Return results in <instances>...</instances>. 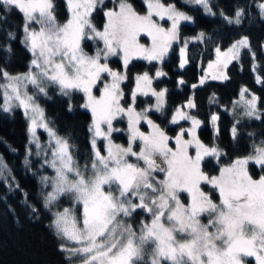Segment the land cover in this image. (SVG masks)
<instances>
[{
    "label": "snow or ice",
    "instance_id": "6c2138e0",
    "mask_svg": "<svg viewBox=\"0 0 264 264\" xmlns=\"http://www.w3.org/2000/svg\"><path fill=\"white\" fill-rule=\"evenodd\" d=\"M191 2L211 11L208 0ZM103 3L104 0H66L69 18L60 23L54 14L53 0H0V10H18L23 15L22 42L33 57L29 71L22 75L12 76L0 69V77L5 81L0 83L4 111L10 109L11 101H18L26 115L33 114L29 127L33 136L39 126L54 141L51 159H46V163L54 169L55 176L42 178L52 185L46 206L61 196L72 198L73 206L55 213L53 220L58 236L75 245L69 248L62 244L61 251L81 258L82 264H249L246 258L253 257L255 264H264V175L255 179L248 170L250 161L264 170V141L254 148L253 154L221 167L219 175L210 178L201 170V161L205 156L219 157L221 153L215 147H206L196 137L195 129L200 122L177 108L171 122L190 119L192 128L188 134L192 139L185 140L182 130L175 137V148L169 147L170 138L146 115L150 109L137 112L131 104L127 108L121 105L124 97L121 83L127 77L110 69L106 62L109 56L118 54L125 68L133 59L162 61L178 40L180 22L191 21L192 17L161 0H145L147 11L143 15L128 0H119L114 8L104 12L106 22L103 30H98L91 17L97 5ZM259 7L264 13V3ZM235 15L234 22L239 24L241 12L237 10ZM153 17L167 18L171 27H162ZM33 24L39 27H32ZM7 35L15 38L12 32ZM142 36L150 38V46L140 43ZM202 37L203 33L198 38ZM85 39L102 41L103 48L97 49L95 55H88L82 47ZM246 47L245 37L226 52L217 48L216 63H210L209 69L221 64L227 67L239 58V50ZM185 62L182 61L181 67ZM32 68L38 71L33 72ZM103 73H107L110 82L101 87ZM162 75L157 70L156 76ZM212 78L219 77L214 74ZM47 83L58 85L64 95L74 91L84 94L82 107L92 115L89 131L93 132L94 158L90 169L87 165L83 169L77 165L69 141L43 122V111L26 91L30 84L47 95ZM151 85L147 73L138 75L131 93L133 103L137 95L151 94L156 98L155 110L162 111L166 90L157 92ZM94 88L99 90L98 96L94 95ZM246 91L241 93L246 115L256 116V97L245 101ZM186 106L194 105L189 102ZM121 115L128 118L127 147L113 144L110 138L113 131H119L113 128V120ZM212 120L216 121L217 117L213 115ZM141 121L149 125L148 134L137 127ZM103 125H107L106 132ZM232 132L235 136V127ZM96 137L108 141L107 155L96 149ZM136 140L140 141L139 152L132 148ZM192 145L196 147L195 157L188 152ZM131 156L142 160L146 167L129 163ZM153 172L164 173L163 180L154 183ZM202 182L219 191V203H214L201 190ZM182 192L190 198L187 205L181 202ZM133 197L139 203H134ZM138 208L152 219L141 221L137 232L121 218L130 217ZM203 215L208 216L207 223L201 222Z\"/></svg>",
    "mask_w": 264,
    "mask_h": 264
},
{
    "label": "trees",
    "instance_id": "16d2710c",
    "mask_svg": "<svg viewBox=\"0 0 264 264\" xmlns=\"http://www.w3.org/2000/svg\"><path fill=\"white\" fill-rule=\"evenodd\" d=\"M261 0H208L211 11H203L200 6L185 0H161L165 5H175L178 11L192 17L182 22L178 29V40L159 63L132 60L127 68H120L117 59L107 61L110 69L120 71L127 78L121 83L124 97L123 107L131 102L134 76L147 73L152 79V89L165 92V105L162 111L149 112L148 118L157 124L168 137L175 134L182 123L170 125L169 120L176 108L187 101L194 106L188 114L198 120L196 137L207 147H216L220 156L216 162L209 158L201 161L200 167L205 175L211 177L218 172L219 166L227 165L232 159L244 157L249 153L250 144L264 139V113L259 119L246 118L234 122L222 108H227L236 97L239 88L247 90L256 97V109L264 110V15H259L256 3ZM119 0H104L92 13V23L99 28L102 12L112 8ZM138 12L144 11L141 0H128ZM54 14L59 22L64 21L66 11L63 0H53ZM237 10L241 12L240 23L226 22ZM0 69L10 75L22 73L27 68L29 54L21 41L22 15L18 10H0ZM12 32L14 39L8 37ZM203 33L202 38L200 34ZM248 39V47L239 50V58L232 60L223 68V79L199 83L201 70L209 63L217 48L226 50L241 38ZM183 67L179 64L178 48L183 41ZM89 51L90 43L83 44ZM7 49H10L8 51ZM157 70L164 75L157 77ZM226 77V78H224ZM259 78V81H258ZM183 81V83H181ZM102 81L99 83L101 84ZM47 95H36L34 100L43 111V118L49 128L60 137L67 139L72 146L70 151L81 169L91 166L92 151L89 140V115L81 108L82 97L78 91L70 95L59 93L55 86L46 87ZM96 92V89L94 90ZM152 104L150 97L135 98V110ZM217 117L216 121L212 116ZM123 130L122 121H113V128ZM235 127L236 135L232 129ZM43 141L42 132L37 133ZM113 144L124 145L123 132L111 133ZM25 121L21 112L12 109L4 112L0 107V264H71L61 251L62 239L51 228L53 214L64 208H71L72 198L61 196L52 205L46 206L43 196L48 192L47 183H39L37 178L50 177L51 171L38 156L25 154ZM101 150V142H97ZM27 156V157H26ZM253 178L264 175L260 167L248 165ZM206 192V187L201 186ZM209 191V190H208ZM181 198V196H180ZM210 198L214 196L210 193ZM184 202V199L181 198ZM147 215L136 210L126 223L136 230Z\"/></svg>",
    "mask_w": 264,
    "mask_h": 264
},
{
    "label": "rangeland",
    "instance_id": "374dc122",
    "mask_svg": "<svg viewBox=\"0 0 264 264\" xmlns=\"http://www.w3.org/2000/svg\"><path fill=\"white\" fill-rule=\"evenodd\" d=\"M187 3H192L191 2V0H185ZM141 2H142V4H143V6H144V11L142 12V13H140V14H145L146 13V11H147V7H146V4H145V0H141ZM63 3H64V7H65V11H66V16H65V19H64V21H62V22H60V23H64L68 18H69V12H68V8H67V4H66V0H63ZM261 3H264V0H261L260 2H257L256 3V9H257V11H258V13H259V15H264V13H262L261 12V9H260V7H259V5L261 4ZM116 4H118V2H116L115 4H114V6L112 7V8H114L115 6H116ZM192 4H195V3H192ZM195 5H198V4H195ZM97 6H99V5H97ZM167 6V5H166ZM198 6H200L201 7V9L203 10V11H207L206 9H205V7L204 6H202V5H198ZM112 8H109V9H112ZM109 9H107V10H109ZM106 11V10H105ZM105 11H103L102 12V16H103V20H102V23H101V25H100V27L99 28H97L98 30H103V26H104V24H105V22H106V17L104 16V12ZM22 15V14H21ZM22 19H23V15H22ZM153 19L158 23V24H160L162 27H164V28H170L171 27V21L170 20H167V18H165V19H160L159 17H153ZM235 19H236V15H234L232 18H227L226 20V22H228L229 20H232L233 22L232 23H235L234 21H235ZM182 22H189V21H181L180 23H182ZM23 24H24V19H23V22H22V26H21V41H23L24 40V31H23ZM32 27H36V28H38L39 26L38 25H35V24H33L32 25ZM242 39V38H241ZM241 39H239V40H241ZM239 40H237V41H239ZM236 41V42H237ZM85 42H88V43H90V46H91V48H89V51H87V50H85V48L83 47V44L85 43ZM176 42V41H175ZM175 42H173V44L175 43ZM188 41L187 40H184L183 41V43H182V45L181 46H179V48H178V56H179V64H181L182 63V61H184V54H183V56H182V54H181V49H184V45L187 43ZM236 42H233L226 50H224V51H221V52H226L234 43H236ZM23 43V42H22ZM140 43L141 44H144L146 47L147 46H150L151 45V40H150V38H148L147 36H142L141 38H140ZM23 45H24V43H23ZM24 47H25V45H24ZM82 47H83V49H84V51L88 54V55H95L96 54V51H97V49H102L103 48V43H102V41H98V40H87V39H85L83 42H82ZM264 48V47H263ZM25 49L27 50V52H28V54H29V60H28V62H27V68L25 69V71L24 72H22V73H18V74H13L12 76H16V75H22V74H24V73H27L28 71H29V67H30V62H31V60H32V54L28 51V49L25 47ZM112 58H115V59H117V61H118V63H119V66H120V68L122 69V68H124V65H123V61H122V59H121V55H115V56H109L108 57V59H107V61L108 60H110V59H112ZM133 60H140V61H143V62H149V61H147V60H143V59H133ZM216 60H217V52L215 51L214 52V55H213V58H212V60L209 62V63H207L206 65H205V67L201 70V72H200V76H199V83H201V80L203 79V82L204 81H208V80H217V81H219V80H221V79H223V68H224V66L221 64V65H219V66H217V67H214L213 69H209V64L210 63H212V64H215L216 63ZM106 61V62H107ZM132 61V60H131ZM105 61L103 60V57L101 58V63H104ZM151 62H153V63H159V61H151ZM121 69H119L120 71H117V72H120V73H122V71H121ZM32 71L33 72H36V71H38L37 69H35V68H32ZM206 73H207V75H206ZM144 73H142V74H138V75H143ZM217 75L219 78H217V79H213L212 78V76L213 75ZM138 75H135L134 76V83H133V87H132V91H133V89H134V86H135V78L138 76ZM101 84H100V86L102 87V85H103V83H106V82H110V77H108V75H107V73H103L102 74V79H101ZM0 83H5V81L2 79V77H0ZM48 85H52V86H55V88L57 89V91L59 92V93H61V90H60V88H59V86L58 85H56V84H51V83H47V86ZM46 86V87H47ZM96 89V92H94V90ZM26 91L28 92V94L29 95H31V96H33V98H34V96H36V95H39V96H44V93H40L39 91H38V89H36V88H34L32 85H27V89H26ZM132 91H131V93H132ZM242 91H243V89L242 88H239L238 89V91H237V95H236V97L229 103V105L227 106V108H222L223 110H225V112L227 113V114H229L231 117H232V119H233V121L234 122H236V121H240L241 119H246V118H256V116H258L260 113H264V110H258V109H256V116H252V117H249V116H247L246 115V111H247V108H246V105H245V103L241 100V93H242ZM80 93V95H81V97H82V104H81V108L83 109V110H85L87 113H88V115H89V119H90V122H89V128H90V125L92 124V115H91V112H90V110H88L87 108H84V107H82V105L85 103V97H84V94L82 93V92H79ZM93 93H94V95H99V90L97 89V88H94L93 89ZM137 96H139V97H150L151 99H152V104L151 105H146V106H144L142 109H140V110H136L137 112H144V110L145 109H150L147 113H146V115L149 113V112H152V113H157L158 111H156L155 110V107H154V105H155V103H156V98L154 97V96H152L151 94H149V95H142V94H140V95H137ZM251 98H252V96L249 94V93H247V92H244V100L246 101V100H251ZM36 103V102H35ZM132 103H133V100H132V97H131V102H130V104L132 105ZM189 104V102L187 101L185 104H183L181 107H178V108H180L181 109V111H183L184 113H187V115L188 116H190L189 114H188V108L189 107H187L186 105H188ZM11 107H10V109L8 110V111H4V97H3V91L2 90H0V107H1V110L2 111H4V112H9L10 110H12V109H17V110H19L20 112H21V114H22V116H23V118H24V121H25V134H26V144H25V154L26 155H33V156H38V157H40L41 159H43L44 160V165L51 171V176H50V178L51 177H54L55 176V171H54V169L53 168H51L47 163H46V159L47 160H50L51 159V151H52V147H54V141H51V138L49 137V135H48V132L43 128V127H36V129H35V136H33V133L32 132H30L29 131V127H30V125H31V123H32V117H33V114L31 113V112H29L27 115L25 114V110H24V108H22V107H20L19 105H18V101H15V100H13V101H11ZM36 105H37V103H36ZM129 106V105H128ZM133 106V105H132ZM127 108V107H126ZM177 109V108H176ZM176 109H175V111H176ZM175 111L173 112V114H172V116L174 115V113H175ZM172 116L170 117V120H169V124L170 125H176V124H179V123H182V125H181V127H179L176 131H175V134L173 135V136H171V137H169L170 138V140H169V147H172V148H175V137L177 136V134H179L182 130L184 131V139L185 140H191L192 139V137L188 134V130L189 129H191L192 128V121L190 120V119H188V120H184V119H179L178 120V122L177 123H172L171 122V120H172ZM190 117H192V116H190ZM193 118V117H192ZM193 119H195V118H193ZM196 120V119H195ZM113 121H122L123 123H124V127L122 128L123 130H121V129H119L118 127L117 128H114V129H119V131H113V133H117V132H123V134H124V145H123V147H127L128 146V144H129V131H128V118H127V116H125V115H121V116H118L115 120H113ZM43 122L44 123H46V121L44 120V118H43ZM47 124V123H46ZM199 126V125H198ZM137 127L139 128V130L141 131V132H144L145 134H148L150 131H151V129H150V127H149V125L146 123V122H144V121H141V123L139 124V125H137ZM89 128H88V130H89ZM198 128V127H197ZM196 128V129H197ZM196 129H195V133H196ZM102 130H104L105 132L107 131V125H103L102 126ZM38 132H42V134H43V141H40V139L38 138V135H37V133ZM92 139H93V132H90L89 131V140H90V144H91V151H92V159L94 158V150H93V147H92ZM101 142V150H99L100 152H101V155H107V151H106V148H107V143H108V141L107 140H105L103 137H96V149H97V142ZM262 141H264V139H261V140H257L256 142H253V143H251L250 144V148H249V153L246 155V156H244V157H240V158H245V157H248L250 154H253L254 153V148L256 147V146H259L260 145V143L262 142ZM37 143L40 145L39 147H37ZM118 145V144H117ZM207 147V146H206ZM212 147H214V146H212ZM132 148H133V150L134 151H136V152H139V148H140V141L139 140H136V141H134L133 143H132ZM211 148V147H210ZM216 148V147H215ZM98 150V149H97ZM188 152H189V155L190 156H193V157H195V155H196V147H195V145H192V146H190L189 147V149H188ZM27 157V156H26ZM204 158H209V159H211L213 162H216V160H217V158L218 157H216V156H211V155H209V156H205ZM203 158V159H204ZM236 159H238V158H234V159H232L227 165H229V164H231L234 160H236ZM158 160H159V162L162 164V160H160V158L158 157ZM128 161H129V163H133V164H138V166H140V167H146V165L144 164V162L141 160V161H137V159H136V157H134V156H131V157H128ZM253 165V166H255V167H259L258 165H256L254 162H252V161H250L249 162V164L248 165ZM227 165H222V166H219V168H218V172L215 174V175H213V176H218L219 175V172H220V169H221V167H224V166H227ZM90 167L91 166H89V169H90ZM1 169H2V167L0 166V176H3V174L1 173ZM213 176H211V177H213ZM44 177H47V176H44ZM210 177V178H211ZM43 177H39V178H37V181L39 182V183H45L44 182V180L42 179ZM152 178H153V182L155 183V182H157V181H160V180H163V178H164V173H162V172H153L152 173ZM48 185H49V189H48V192H47V194L49 193V192H51L52 191V185H51V183L49 182V183H47ZM201 186H204V187H206V192H204L202 189V191L210 198V193H212L213 194V196H214V200H212L214 203H219V200H220V197H219V191L216 189V188H214L211 184H207V183H203L202 182V184H201ZM106 188H107V186H105ZM209 190V191H208ZM47 194L45 195V196H43V201H44V204L46 205V197H47ZM179 196H181V198H183L184 199V202L181 200V202L182 203H184V204H188V202H189V196H188V194L186 193V192H182V193H179ZM133 199V202L134 203H139V201H138V199H136L135 197H133L132 198ZM211 199V198H210ZM136 210H140V211H142V213L143 214H145V215H147V219H146V221L145 222H150L151 221V219H152V217H151V215L149 214V213H147V212H145L143 209H136ZM63 211V210H62ZM54 218H55V214H53V216H52V219H51V222H50V226H51V228H52V230L57 234V232H56V230H55V227L53 226V220H54ZM124 218L125 217H122L121 219L123 220V221H125L124 220ZM200 219H201V222L202 223H207V220H208V216L207 215H203V216H201L200 217ZM142 221V220H141ZM141 224V223H140ZM139 228H140V225H139V227L136 229V231L138 232L139 231ZM58 235V234H57ZM61 238V237H60ZM62 239V241H63V245H65L66 247H69V248H71V247H75V245L72 243V242H70V241H66V240H64L63 238H61ZM66 254H67V258L68 259H70V260H74L71 264H82V261H81V258H79V257H77V256H71L70 255V253H68V252H65ZM248 261H249V264H255V258L253 257V258H246Z\"/></svg>",
    "mask_w": 264,
    "mask_h": 264
},
{
    "label": "water",
    "instance_id": "95a60500",
    "mask_svg": "<svg viewBox=\"0 0 264 264\" xmlns=\"http://www.w3.org/2000/svg\"><path fill=\"white\" fill-rule=\"evenodd\" d=\"M156 159L158 160V157H156ZM158 162H159V160H158Z\"/></svg>",
    "mask_w": 264,
    "mask_h": 264
}]
</instances>
